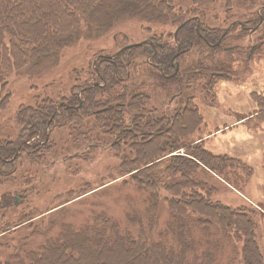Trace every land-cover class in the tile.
Here are the masks:
<instances>
[{
	"label": "rangeland",
	"instance_id": "1",
	"mask_svg": "<svg viewBox=\"0 0 264 264\" xmlns=\"http://www.w3.org/2000/svg\"><path fill=\"white\" fill-rule=\"evenodd\" d=\"M156 1L149 0L150 3ZM107 5L110 13L113 7ZM169 5L167 14L173 12L175 15L168 16L163 23L125 18L122 22H114L115 28L107 34L90 40L82 39L66 49L58 57L55 67L42 77L31 79L16 74L8 77L3 96L9 95V100L0 112V142L19 138L22 127L17 117L22 108H39L45 96L48 106L55 104L60 108L64 104L63 98L76 95L79 89L75 92L72 89L80 88L82 80L92 74L93 69L100 71L102 57H113L111 62L117 64L115 55L122 48L148 42L149 39L159 47L176 50L179 46L175 38L178 24L192 19L199 20L201 34L211 39L210 45H215V39L230 30L226 43L217 50H211L210 45H204L195 35L188 47L179 46V55L174 61L178 74L168 82L157 77L155 68L142 67L146 62L145 56L132 59L125 72L130 74L135 68L134 76L125 82H132V87L139 89L147 103L143 111L125 116L132 133L125 137L131 141L130 144L118 134L107 135L111 141L106 145L92 140V136L96 138L100 132L98 126L101 123L96 122L99 118L95 121L97 116L82 120V123L49 127L45 138L51 143V148L45 151L44 161L31 164L28 168L31 173L24 169L14 171L8 184L0 186V197L10 190L26 194L16 196L17 208L0 209L2 260H12L21 253L25 256L29 250L45 245L47 240L56 239L63 224L90 228L91 232L93 224H97L95 218L100 215L112 220L108 227L110 231L122 235L130 233L132 239H158V230L166 227L170 216L165 203L157 204L150 200L152 186L146 188L149 173H140L139 165L152 158L163 160L171 156L158 157L166 139L170 138L167 129H172L177 122L176 128L179 126L182 131H188L189 125L182 121L194 120L196 113L191 110L198 112L199 121L189 139L196 144L202 142L201 145L215 155L243 162L252 171L249 178L243 175L235 177L237 188L211 176L215 187L210 198L232 207L249 205L258 212L261 206L264 207V23L253 34L241 26L231 29L235 21L251 23L258 15L264 16V11L260 12L264 0L252 4H246L244 0H218L206 5L196 4L194 0H170ZM235 46L237 49H233ZM253 46L256 48L252 51ZM224 47L231 49L226 51ZM114 69L117 70L116 67ZM101 85H106L105 79ZM78 94L81 99L82 92ZM83 103L84 99H81L78 108ZM146 118H149L148 122ZM82 133L90 134L91 139H85ZM140 135L142 138L137 137ZM159 139L160 149H151L150 155L137 148V145L144 146L148 141L153 146ZM77 150L87 153L77 160L66 161ZM184 152L180 150L172 155H183ZM143 158H146L145 162ZM28 179L32 181L25 182ZM165 190H158L161 196L169 194ZM29 215L32 218L22 221ZM104 241L105 248L89 244L84 246L83 253H97L99 257L93 259L97 264H130L132 256L138 254L133 248L125 250L122 244V249L129 254L125 257L117 253L120 252L118 246L106 248L111 245L109 239ZM109 250L115 254L112 263L104 258ZM147 256L145 259L142 253L138 264H153L147 261L151 254ZM166 261L163 258L161 264H168Z\"/></svg>",
	"mask_w": 264,
	"mask_h": 264
},
{
	"label": "trees",
	"instance_id": "2",
	"mask_svg": "<svg viewBox=\"0 0 264 264\" xmlns=\"http://www.w3.org/2000/svg\"><path fill=\"white\" fill-rule=\"evenodd\" d=\"M214 1L218 0H194L199 5L213 4ZM256 1L259 0H244V3L252 4ZM169 3L170 0H157L153 3L149 0H0V112L9 100V95L3 96L8 86V77L13 74L29 76L31 79L42 77L55 67L58 57L66 49L72 48L82 39L90 40L107 34L115 28L114 22H122L125 18L163 23L165 18L175 15L173 12L167 14ZM107 4L113 7L110 13ZM37 6H41L43 11L40 12L41 8ZM262 17V14L258 15L251 23L241 21L244 31L246 26L258 25ZM198 22V19H192L178 24L175 38L181 48L188 47L195 36L204 45L210 43L211 39L201 34ZM215 41L218 42L217 39ZM217 42L210 47L211 50L219 48ZM179 46L176 50L168 49L167 46L163 48L149 39L143 45L127 49L116 59L114 57L118 65L111 62L113 58L102 57L100 71L93 69L92 74L82 80L80 88L72 89L74 92L76 89L82 92L81 99H84V103L80 108L79 92L67 99L63 98L64 104L60 108H56L55 104L48 106L47 96L42 98L43 103L39 108H22L17 117L22 127L19 138H7L0 142V186L8 184L14 171L24 169L30 172L28 168H31V164L44 161L45 151L51 148V143L46 142L49 127L82 123V120L97 116L95 121L99 118L96 122L101 123L98 126L100 132L96 138L92 136V140L106 145L111 141L107 135L118 134L130 144L131 141L125 137H130L132 133L125 116L143 111L147 100L144 95L139 94V89L132 87V82H125L126 79L132 80L135 71L134 68L130 74L126 73L128 64L134 58L145 56L147 64L145 62L142 67L155 68L158 71L157 77L168 82L170 79L165 75H170L175 70L173 60L178 58ZM157 47L161 48L160 56ZM104 79L106 85H101ZM192 111L196 113L194 120H181L189 125L187 133L179 126L176 128L177 122L172 129H167L170 138L161 146L162 152L158 157L171 156L163 160L152 158L151 161L143 158L146 163L139 165L140 173H149L146 188L152 186L150 200L157 204L161 201L165 203L170 216L166 227L158 230V239H132L130 233L122 235L110 231L108 227L112 220L100 215L95 218L97 224H93L91 232L90 228H75L63 224L56 239L47 240L45 245L29 250L25 256L21 253L12 260L0 258V264H48L47 261L50 264H97L93 259L99 255L94 254L95 252L83 253L84 246L94 244L105 248L106 239L111 241L107 249L113 245L118 246L121 253H117L124 254L125 257L132 248L138 252L137 256H132L130 264H138L142 253L145 259H148L147 254H151L152 257L147 261L153 264H161L163 258L168 264H264V207L261 206L262 209L258 212L249 205L232 207L210 198L215 187L211 183L213 175L237 188L238 181L235 177L243 175L249 178L252 171L243 162L215 155L206 150L201 145L202 142L196 144L190 140L199 121L198 112ZM147 119L149 118H146L148 122ZM89 135L85 133V139H91ZM137 137L142 138V135ZM160 142L159 139L152 146L148 141L144 146L137 145V148L146 150L145 155H150L151 149H160ZM180 150L185 151L183 155H172ZM77 151L66 161L77 160L87 153ZM29 181L32 180L25 182ZM163 188L169 194L161 196L158 190ZM20 194L26 195L25 192L12 190L3 193L0 197V209L17 208L16 196ZM27 218L32 216H26L22 221ZM157 222L158 218L155 220L156 225ZM8 227L11 229L12 226ZM122 244L126 252L122 249ZM113 256L115 258V254L109 250L104 258L112 263Z\"/></svg>",
	"mask_w": 264,
	"mask_h": 264
},
{
	"label": "flooded vegetation",
	"instance_id": "3",
	"mask_svg": "<svg viewBox=\"0 0 264 264\" xmlns=\"http://www.w3.org/2000/svg\"><path fill=\"white\" fill-rule=\"evenodd\" d=\"M261 9H262V10H261L260 12L264 11V6H263ZM263 23H264V16L262 17V19H261V21L259 22L258 25H256V26H251V27H248V28L246 27V29H248V32H249L250 34H251V33H252V34H253V33H256V32L260 29V27L263 25ZM198 24H199V22H198ZM242 24H243V23H241V22H239V21H235V24H234V26L231 27V29H232L233 27H235V26H241V27L245 28L244 26H242ZM229 32H230V30H227V31L224 32L223 35L218 39L217 46H218L219 48L223 47L222 45H224V44L226 43L225 39H226V36L229 34ZM208 45H209V44H208ZM210 46L213 47L214 45L211 44ZM237 47H238V46H235V47H233V49H236ZM255 48H256V46H255V47L253 46L252 51L255 50ZM230 49H231V47H224L223 50L228 51V50H230ZM173 61H175V59H174ZM154 64H155V65H158L157 63H154ZM174 66H175V65H174ZM157 68H160V67L158 66ZM176 69H178L177 66H175V70H174L170 75H165L166 78L170 79V78H174V77H176L177 74H178V71H177Z\"/></svg>",
	"mask_w": 264,
	"mask_h": 264
},
{
	"label": "water",
	"instance_id": "4",
	"mask_svg": "<svg viewBox=\"0 0 264 264\" xmlns=\"http://www.w3.org/2000/svg\"><path fill=\"white\" fill-rule=\"evenodd\" d=\"M144 43H146V42H142V43H140V44L128 45V46L122 48V49L120 50V52L117 53L115 56H119L121 53H123L124 51H126L127 49H129V48H131V47H133V46L143 45ZM111 58H113V57H111Z\"/></svg>",
	"mask_w": 264,
	"mask_h": 264
}]
</instances>
